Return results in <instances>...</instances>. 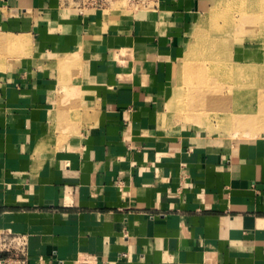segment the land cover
Returning <instances> with one entry per match:
<instances>
[{
  "label": "crops",
  "instance_id": "crops-1",
  "mask_svg": "<svg viewBox=\"0 0 264 264\" xmlns=\"http://www.w3.org/2000/svg\"><path fill=\"white\" fill-rule=\"evenodd\" d=\"M213 1L0 0L21 51L0 71V236L28 264H264V125L235 144L165 110Z\"/></svg>",
  "mask_w": 264,
  "mask_h": 264
},
{
  "label": "rangeland",
  "instance_id": "rangeland-1",
  "mask_svg": "<svg viewBox=\"0 0 264 264\" xmlns=\"http://www.w3.org/2000/svg\"><path fill=\"white\" fill-rule=\"evenodd\" d=\"M161 1L154 9L116 0L97 12L136 18L157 11ZM20 53L0 36V71ZM165 110L183 124L209 129L235 144L259 136L264 125V0L212 2L177 64ZM22 246L16 236H0L2 254L15 256Z\"/></svg>",
  "mask_w": 264,
  "mask_h": 264
},
{
  "label": "built area",
  "instance_id": "built-area-1",
  "mask_svg": "<svg viewBox=\"0 0 264 264\" xmlns=\"http://www.w3.org/2000/svg\"><path fill=\"white\" fill-rule=\"evenodd\" d=\"M116 0H76L77 9L81 15L89 11H104ZM132 5L144 4L146 7L157 8L158 0H127ZM153 4V6H152ZM15 256L0 253V264H28L25 247L19 248ZM8 252V251H7Z\"/></svg>",
  "mask_w": 264,
  "mask_h": 264
},
{
  "label": "bare ground",
  "instance_id": "bare-ground-1",
  "mask_svg": "<svg viewBox=\"0 0 264 264\" xmlns=\"http://www.w3.org/2000/svg\"><path fill=\"white\" fill-rule=\"evenodd\" d=\"M205 24L202 22V24H200L199 26H204Z\"/></svg>",
  "mask_w": 264,
  "mask_h": 264
}]
</instances>
